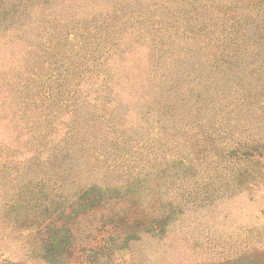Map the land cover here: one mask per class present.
Returning a JSON list of instances; mask_svg holds the SVG:
<instances>
[{
    "label": "rangeland",
    "instance_id": "1",
    "mask_svg": "<svg viewBox=\"0 0 264 264\" xmlns=\"http://www.w3.org/2000/svg\"><path fill=\"white\" fill-rule=\"evenodd\" d=\"M245 1L0 0V264H49L40 212L125 179L68 226L75 252L101 226L111 250L66 264H264V158L240 181L222 156L264 144V8Z\"/></svg>",
    "mask_w": 264,
    "mask_h": 264
},
{
    "label": "trees",
    "instance_id": "2",
    "mask_svg": "<svg viewBox=\"0 0 264 264\" xmlns=\"http://www.w3.org/2000/svg\"><path fill=\"white\" fill-rule=\"evenodd\" d=\"M242 5L246 10H255L262 7L264 8V0H247ZM221 31L219 30L218 33H220ZM109 78L108 76L101 75L100 81L103 84V88H106L107 85L111 83V79ZM104 92L105 90L101 91V93ZM103 97L105 98V96ZM105 99L108 100L100 98V94L98 93L95 94L94 101L98 102V104L107 101L106 104L109 105V98ZM103 109L104 108H101L100 110L103 111ZM117 147L118 149L121 147V154L119 155L122 158L127 159L131 152L129 149L125 148V143H121L120 147ZM101 155L104 154H96L95 158H97L98 160L102 158V161L105 165L112 167V163L109 164L106 158ZM222 156L224 157V160L237 162L235 180L238 178L240 181L243 179L253 181L254 178H249L251 176L250 171L245 170V168L241 164L243 162L246 163L253 158H257V160L262 159V157L264 158V144L258 140L237 142L235 146L223 152ZM139 173L140 172H137L135 173V175H139ZM125 181H127V184H125V186L124 184H117L114 188L98 185L95 183L90 184L86 188L81 187L76 192V194H74L75 196L72 197V200L64 201V203L67 204V207L65 208L67 212L65 210H61L58 213L50 214V216L46 217H43V215L45 213V210L47 211V209H44L40 212L41 216L38 217L40 219L38 225L41 226L40 232H43L42 237L39 238L41 241L40 251L41 257L45 260V262L49 264H66L75 256L76 253H78V255L84 256L85 261L91 263L93 260H96L95 256L100 254L98 250L105 247L101 245H95L101 241H111V246L109 248V250H111L114 240L111 237V233L106 230H103L107 234V236H105L106 240H103L105 238L104 236H99L103 229V226H101L99 229L95 230L96 233H94L95 235L92 238L90 237V235H88V237L86 238L88 242L85 244L83 243L82 248L78 252H75V248L74 246L72 247V245L75 242L76 236L74 232L70 231V228L68 226L76 217L82 218L88 214L94 215L96 212L100 214L104 211H107L108 203L111 201H113L114 204L122 203V201L120 202L119 200L124 195H127L131 185L128 179H125ZM141 199L139 202H141ZM185 201L186 200L183 196V193L179 194V204L175 205V212L177 208L181 207V205H184ZM173 213L174 207L172 206V203L170 201L167 205V210L161 209L152 215V221L149 228L147 229V232L152 233L154 232V229H156V231H162L164 226L167 225V220L172 216ZM36 217L37 214L34 213L32 219H35Z\"/></svg>",
    "mask_w": 264,
    "mask_h": 264
}]
</instances>
